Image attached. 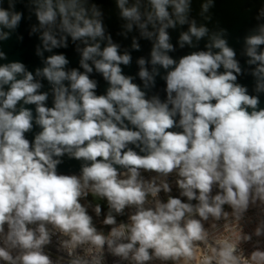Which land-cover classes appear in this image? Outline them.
I'll list each match as a JSON object with an SVG mask.
<instances>
[{
    "label": "clouds",
    "instance_id": "clouds-1",
    "mask_svg": "<svg viewBox=\"0 0 264 264\" xmlns=\"http://www.w3.org/2000/svg\"><path fill=\"white\" fill-rule=\"evenodd\" d=\"M192 4L116 0L119 35L136 32L135 51L140 39L151 44L134 76L122 67L131 53L106 31L94 0H0V41L34 16L29 35L39 36L42 62L34 71L0 63V264H108L109 256L113 264H264L259 241L241 247L264 237V222L212 242L205 227L226 219V206L239 220L264 205V7L243 38L242 67L227 28L208 26L217 0H202L204 23ZM185 26L177 44L195 50L174 58L169 30ZM69 43L78 67L55 51ZM246 74L251 92L238 81ZM65 159L79 171L60 172Z\"/></svg>",
    "mask_w": 264,
    "mask_h": 264
},
{
    "label": "water",
    "instance_id": "water-1",
    "mask_svg": "<svg viewBox=\"0 0 264 264\" xmlns=\"http://www.w3.org/2000/svg\"><path fill=\"white\" fill-rule=\"evenodd\" d=\"M94 2L103 12L106 31L112 35L113 41L119 43L122 47V50L125 48L128 49L132 55L133 59L131 65L122 66L124 67L125 74L135 76L138 72L136 60L141 56H149L151 44L146 40L140 39V50H133L131 48L132 37L138 34L136 32L129 33L127 38L119 35V33L122 31L123 21L119 17V9L116 6V0H94ZM201 2L202 0H193L192 4L191 15L197 20L198 23L205 22L199 15ZM262 7H264L262 0H217L216 7L210 10L213 21L208 25L209 28L214 29L217 20L220 22L221 27L227 28L228 34L226 38L228 40L229 46L233 47L237 51V58L240 60L242 67H247L245 64V58L242 56L243 38L257 26L258 21L256 17L258 16ZM18 8L22 9L23 6L18 5ZM24 11L25 16L27 17V10L24 9ZM35 22L34 16L32 20L25 19L22 21L17 33H14L11 38L6 41H0V50L4 51L7 55V61H0V63L20 61L23 62L30 71H34L35 68L42 66L40 57L36 55V46L40 43L39 36L38 34L29 35L30 26ZM186 30L187 26L184 28L178 27L175 30H169L172 38L171 42L177 47V50L174 53H171L174 58L195 50L189 48L187 45L184 49H180L177 44L180 31ZM18 35L22 36L23 39H18ZM203 47L204 41H201L199 44V49L202 50ZM55 51L64 52L70 61L69 67L79 66V54L75 51V46L71 43H69V47L67 49ZM45 55H47V53ZM95 78L100 80L99 90L102 93L106 88V84L103 82L101 77L96 76ZM238 81L246 85L250 92L254 88V79L250 74L238 77ZM162 86L163 82L158 81V87ZM261 99L262 106H264V94H261ZM59 171L65 174L78 172L79 162L65 159L64 163L59 166Z\"/></svg>",
    "mask_w": 264,
    "mask_h": 264
},
{
    "label": "built area",
    "instance_id": "built-area-1",
    "mask_svg": "<svg viewBox=\"0 0 264 264\" xmlns=\"http://www.w3.org/2000/svg\"><path fill=\"white\" fill-rule=\"evenodd\" d=\"M162 198H164L163 194ZM225 210L229 211L230 213V215L226 219L222 218L219 221H213L212 219H210L205 224V227L208 229L209 232L210 242L224 237H231L232 239H235L236 235L240 234L241 228L245 233H254V230L258 226V224L264 222V205L261 204L251 206L247 213L243 216V218L239 220H237L236 217L231 214V209H228L227 206ZM127 211L128 210H126V214ZM102 219L103 217H101V221ZM101 221L97 223L98 227L101 226ZM105 231H107L106 228ZM258 241L260 246H264V237H256L255 235H253L252 241L249 243L242 244L241 247L246 252H250L255 246H257ZM58 247V238L57 236H53L52 243L48 246L47 250L50 251V254L54 260L57 259L60 255V253L57 251ZM201 248H203V245H201ZM114 259L116 258L109 256L107 258L108 264H113ZM153 264H161V262L154 261ZM167 264H172V262H167ZM189 264H197V260H191L189 261Z\"/></svg>",
    "mask_w": 264,
    "mask_h": 264
},
{
    "label": "rangeland",
    "instance_id": "rangeland-1",
    "mask_svg": "<svg viewBox=\"0 0 264 264\" xmlns=\"http://www.w3.org/2000/svg\"><path fill=\"white\" fill-rule=\"evenodd\" d=\"M95 199H96V198H93L91 195H89V197H88V201H91L93 207H94V205L96 204V200H95ZM88 201H83V202H84V203H88ZM104 203H106V202L104 201ZM102 206H103V205H102ZM103 207H104V210H105V212H106V211H107V207H105V206H103ZM89 211H90L91 214L94 215V213L92 212V208H89ZM101 217H103V214H102L100 217H98V218L95 219V223H96V224L99 223V222L101 221ZM169 262H171V261H169ZM188 264H189V262H188Z\"/></svg>",
    "mask_w": 264,
    "mask_h": 264
},
{
    "label": "trees",
    "instance_id": "trees-1",
    "mask_svg": "<svg viewBox=\"0 0 264 264\" xmlns=\"http://www.w3.org/2000/svg\"><path fill=\"white\" fill-rule=\"evenodd\" d=\"M95 200H96V203L99 202V203H101L103 206L107 207L106 203H104V201H102V200H99V198H96Z\"/></svg>",
    "mask_w": 264,
    "mask_h": 264
}]
</instances>
